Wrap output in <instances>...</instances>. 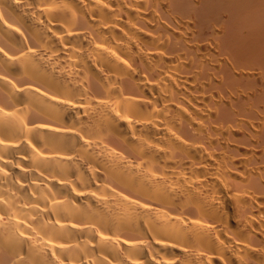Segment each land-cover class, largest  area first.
<instances>
[{
    "label": "bare ground",
    "instance_id": "bare-ground-1",
    "mask_svg": "<svg viewBox=\"0 0 264 264\" xmlns=\"http://www.w3.org/2000/svg\"><path fill=\"white\" fill-rule=\"evenodd\" d=\"M0 264H264V0H0Z\"/></svg>",
    "mask_w": 264,
    "mask_h": 264
}]
</instances>
